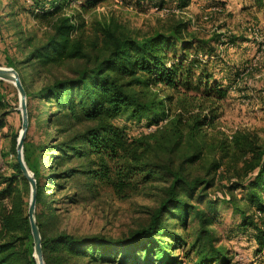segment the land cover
I'll list each match as a JSON object with an SVG mask.
<instances>
[{
    "label": "trees",
    "instance_id": "1",
    "mask_svg": "<svg viewBox=\"0 0 264 264\" xmlns=\"http://www.w3.org/2000/svg\"><path fill=\"white\" fill-rule=\"evenodd\" d=\"M30 1L25 10L45 30L20 32V57H5L25 88L28 126L38 101L43 108L35 115L37 124L54 128L57 136L39 146L23 145L36 180L45 264H232L209 210L218 201L230 203L244 226L254 222L251 208L264 212V143L246 131L208 137L221 116L218 103L238 80L224 85L216 77L209 59L216 47L190 35L184 22L143 33L111 17L87 31L83 13L66 12L69 0ZM104 1L84 0L80 7L86 11ZM255 1L264 6V0ZM11 110L0 90V129ZM128 123H144L149 131L131 135ZM17 143L14 134L16 154ZM226 162L234 171L223 184ZM12 168V174H0V264H38L28 216L30 183L17 158ZM154 182L162 186L157 205L128 234L78 235L61 227L56 204L63 191L62 202L75 204L82 192L108 188L124 198ZM215 188L223 197L210 195ZM239 188L245 197L235 195ZM204 201L207 209L200 205ZM191 218L198 223L192 239L186 233ZM257 239L264 241V231Z\"/></svg>",
    "mask_w": 264,
    "mask_h": 264
},
{
    "label": "rangeland",
    "instance_id": "2",
    "mask_svg": "<svg viewBox=\"0 0 264 264\" xmlns=\"http://www.w3.org/2000/svg\"><path fill=\"white\" fill-rule=\"evenodd\" d=\"M82 1L69 0L65 10L77 17L83 13L87 31H91L96 20L111 17L143 33L166 30L179 22L186 23L190 35L207 40L212 47H216V56L209 57L217 67H214L216 77L222 78L224 85L238 77L237 83H232L228 96L218 103L221 116L217 128L210 129L208 137L218 140L219 133L231 136L236 131H246L257 135L259 142L264 143V6L259 7L255 0H190L187 6L181 7L179 0H164L163 8L157 9L160 0H143L140 4L106 0L85 11L80 7ZM30 3V0H0V66L9 67L6 53L20 57L15 47L20 32L41 35L45 30L43 24L25 10L30 8ZM0 90L12 109L6 118L7 126L0 129V174L9 175L13 173L12 164L17 158L12 137L17 134L19 138L24 130L22 107L12 82L3 80ZM38 103H32L33 118L27 126L23 145L32 142L39 146L57 137L54 128L39 127L37 124L35 115L39 108H43ZM27 105L26 97L28 115ZM147 131L149 129L144 123H128L131 135ZM45 171H48L47 167ZM230 171L234 170L228 168L226 162L221 171V176L223 173L226 175L223 184L228 181ZM161 187L154 182L124 198L108 188H100L92 195L80 193L79 202L75 204L62 202L67 200L63 191L56 204L61 227L78 235L104 233L116 237L128 234L147 221L150 210L157 205ZM224 193L215 188L210 195L223 197ZM234 193L238 198L245 197L240 188ZM261 200L264 204V191ZM200 205L207 209V202ZM257 211L256 207L251 208L248 215L253 217L254 222L244 226L241 215L234 211L230 203L218 201L215 211L209 210L216 217L213 229L219 237L218 242L227 249L232 264H264V252L257 254L264 249V241L257 239L259 230L264 231V212L259 214ZM197 228V219L191 218L186 230L191 239Z\"/></svg>",
    "mask_w": 264,
    "mask_h": 264
},
{
    "label": "water",
    "instance_id": "3",
    "mask_svg": "<svg viewBox=\"0 0 264 264\" xmlns=\"http://www.w3.org/2000/svg\"><path fill=\"white\" fill-rule=\"evenodd\" d=\"M0 79L12 82L16 87L19 98L20 104L22 107V118H23V132L18 138V143L16 147L17 151V160L22 170L24 176L29 180L31 191H30V199H29V206H28V216L31 225V231L33 235V243H34V256L37 259L38 264H45L44 256H43V249H42V242H41V234L39 231V227L37 225L35 212H36V180L33 177V173L28 169L23 155V140L25 136V132L28 126V115L26 112V91L22 84L20 75L17 70L13 67H6L0 66Z\"/></svg>",
    "mask_w": 264,
    "mask_h": 264
}]
</instances>
